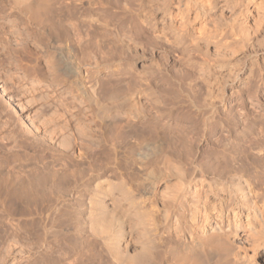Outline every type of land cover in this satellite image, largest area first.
Instances as JSON below:
<instances>
[{
	"label": "bare ground",
	"instance_id": "obj_1",
	"mask_svg": "<svg viewBox=\"0 0 264 264\" xmlns=\"http://www.w3.org/2000/svg\"><path fill=\"white\" fill-rule=\"evenodd\" d=\"M94 1L115 2L0 0V15L15 14L26 31L35 26L15 49L34 68L39 55L29 58V41L43 50L50 80L59 83L60 70L82 105L0 132V223L8 228L1 224L0 264H264V114L243 108L264 51L252 52L245 72L229 63L263 40L264 0H206V8L202 0H161L158 18L141 12L137 31L150 27L153 46L179 51L189 68L198 65L193 54L202 57L205 93L188 69L142 78L146 60L135 49L143 46L91 13ZM127 1L115 10L132 12ZM81 11L96 34L109 30L117 45L134 48L129 67L138 83L116 75L115 53L112 65L100 66L78 39ZM230 12L224 28L217 18ZM210 62L229 67L225 80L220 72L205 79Z\"/></svg>",
	"mask_w": 264,
	"mask_h": 264
},
{
	"label": "rangeland",
	"instance_id": "obj_2",
	"mask_svg": "<svg viewBox=\"0 0 264 264\" xmlns=\"http://www.w3.org/2000/svg\"><path fill=\"white\" fill-rule=\"evenodd\" d=\"M117 1L118 0H115L114 2L113 0H111V2H114L115 5L117 4ZM129 1L130 0L127 1L128 7L130 10L133 8L132 12L124 13L123 11H121L119 6L115 10L117 5L115 6L113 4V6H115L113 9V6L112 7L105 6V5L103 6L101 4H98V1H94L97 4H95L96 6L93 7L94 9H90V12L91 13L95 12L94 15H96L97 13V15L100 17L99 18L96 15L99 18V20L103 22H107V24H109L111 21L114 20L113 23L120 33L123 31L122 33L126 35L127 39L132 40V41L137 40L136 42L140 43L143 46L142 47L143 50H140L139 48L138 50L135 49V51L137 52L139 51L137 54L138 55L142 54L146 60L145 66H147V70H146L147 72L144 75H142V78H146L147 80H149L150 78L154 80L156 79L155 80L156 82L160 78L168 77V75L170 76L180 75L182 74L181 71H185L188 69L190 70V72H192V74L189 72L190 78L193 80L195 84H197L199 91L201 93H205L206 86L203 85L204 82L202 83L201 81L197 80L199 78L197 75V67L199 66V63L203 61L202 57H199V55L196 53L193 54L192 59L195 58L194 60L196 64L198 65H196L197 67L196 66L192 67L193 69L189 68L185 60L181 61V59L183 58L181 57L182 56L181 53L179 54L181 56L178 55L179 51L173 50V49H167V48L166 50H163V49H160L161 47H159L158 45H157L158 47L155 46L156 44H154L153 46V42L155 41V39L154 37H152L153 34H152V30L150 27H146L144 29L137 31V27L140 28V25H138L139 24L138 21H139V16L142 11L144 13L149 11L150 14L147 13L149 15V18H152L153 16H155L156 18L159 17L161 0H135L134 2L132 0L133 3ZM192 1L201 2L200 0H192ZM202 1H203L202 3L204 4V5L202 4V6L206 8L207 7L206 0H205V3H204V0ZM234 4L235 3H233V5ZM54 6H56L55 3L53 7ZM237 7L235 8V10L237 9ZM105 8H106V11L104 10ZM107 13L108 14L110 13L111 15L110 14L108 15ZM113 13L114 15L112 17ZM225 15L226 16L223 19H220V17L217 19L219 20V22L221 21L220 23H222L223 26H225L224 28H227L233 16H232V12L227 13ZM86 16H87L86 11H81L79 18H77V21L79 22V24H83V26L81 25L82 31L79 33L78 39L87 45L88 50H92L93 52H95V54L97 55V62L100 66H104L107 64L112 65L111 59L114 58L112 53H115L116 59H118L120 63L119 70L120 71L122 70L121 72L118 70L116 72V75L121 76L120 73L124 72L123 73L124 75L122 76L123 78L127 79L130 77L131 80H133L132 84L138 83L139 74L136 73L134 70H131L129 67L130 64L135 59L134 58L135 51H133L134 48L130 49L129 51L125 49L123 46L119 44L117 45L116 44L117 41L114 40L115 38L112 37L113 34L110 35L111 33L109 32V30H107L110 33L109 36H107L108 32L106 30L101 31L102 34L100 33L99 35L96 34L92 30V26H91L92 23H89L87 21ZM111 17L112 19H110ZM124 18H127V19L124 20ZM68 22L73 23L75 21H68ZM41 23L42 21H38L37 25ZM119 24L121 26L123 25L122 26L123 30L121 29V27L118 26ZM125 24H126V27H125ZM135 24L137 25L136 28H135ZM212 24L216 25L218 23L216 22L215 24V21L214 22L212 21ZM212 24L211 25L209 24L210 29L213 28L214 26ZM0 26H1L0 27V132L6 129L14 128L15 126H17V124L24 128H30L32 124H36L35 122L38 123V121L42 120L41 118H38V117H41L42 113H44L47 110H50L51 112H53L54 110L59 111L62 109H73L77 107L79 105L78 104L79 102L75 101L77 98L76 97L77 93L76 91L74 92L73 88H70L66 85V81L64 82L65 78L62 76L63 74L59 75L61 74V71L58 70L56 72L58 79L61 76V78L59 79L60 80L59 83L53 82L52 80H50L51 77L47 73L48 71H46L47 64H46V58L44 56L45 53H43V50H39V48L34 47L31 41H29L30 39L28 40L29 47L27 50L31 51L29 54V58L32 56L33 58L37 57L38 55L40 56V57L38 56L39 59L37 60L38 68H34L33 61L31 59H27L28 56L25 53L26 51H20L18 49L17 50L15 49L16 46L13 45L14 42L16 40L21 41L22 39H25L27 37L26 32L30 29L33 31L35 26L34 25L30 26L29 29L26 31L25 23H23L22 20L16 17L15 14H11L10 11H7L3 15H0ZM139 32H141V34H139ZM228 39L229 41H231L234 38L231 37ZM261 39L262 37L259 38L258 40L259 42L258 41L255 42L254 47L252 48L253 49L252 51H250L251 47H249V49L247 48L242 53L238 52V53H234L233 55H231L229 59V63L234 68L236 69L241 68L245 72V69H247L250 63L254 61L253 55H256L254 53H257V52L260 53L264 51V38L263 40ZM115 46H116V52L113 50V47L115 49ZM249 52L251 54H249ZM72 54H74L73 59L75 61L79 59L77 61L80 64V66L83 65L85 69H88V71L90 70L89 72L92 71L91 66L89 67L90 61L87 60V58H84L81 53L73 52ZM74 56L77 58H75ZM214 64L213 62H210L209 65L212 67L210 68L209 73H205V76H206L205 79L212 80L214 79V76H215L214 73L216 74V72H220L222 76L221 79L225 80L226 77L228 76L229 67L227 65L225 66V64L224 66L223 64L222 65L215 64L216 66L215 67ZM138 68L139 67L136 66V70H138ZM194 69H196V71ZM44 71L47 74L44 73ZM193 77H196V78L194 79ZM62 78L64 80L61 81ZM104 78H106V76L102 77L101 75L99 81L102 82ZM152 79H150V81H152ZM260 79H262V81H260ZM246 92L249 93L251 97L252 95H254V98L252 97L254 101L252 99L250 100L251 97L247 98V102L245 103L244 105L245 107L243 106V108L254 110V112L259 113V115H261L262 113L264 114V67L260 70V72H259V69L257 68L255 69V78H254V81L252 82V87L246 90ZM69 100L75 101V103L69 104L67 102ZM257 101H259V103L261 104L260 106L258 105ZM79 106H82V105H79ZM236 109L241 110V107H236ZM212 138H215V137H212ZM209 145L211 144H208V147L207 146L204 147L200 145L199 147L202 149L205 148L206 150H208ZM249 149H250L249 147L246 148L244 146V148H241L239 150H243L245 153L249 155L251 159H255L251 155V149L250 150ZM205 154L207 155V151L205 152ZM209 157L212 159V161H215L216 163V160H215L216 158L214 156H209ZM4 222L7 224V221H4ZM3 223H0V227H1V224ZM6 224H3V229L5 228L8 229ZM8 262L7 264H10V262L9 263Z\"/></svg>",
	"mask_w": 264,
	"mask_h": 264
}]
</instances>
